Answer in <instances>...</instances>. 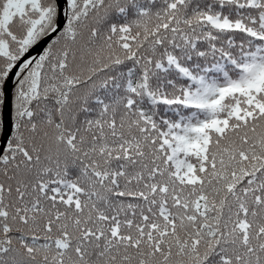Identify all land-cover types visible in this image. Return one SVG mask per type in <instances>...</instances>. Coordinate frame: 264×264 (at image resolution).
<instances>
[{"label": "snow or ice", "instance_id": "snow-or-ice-1", "mask_svg": "<svg viewBox=\"0 0 264 264\" xmlns=\"http://www.w3.org/2000/svg\"><path fill=\"white\" fill-rule=\"evenodd\" d=\"M0 264H264V0H0Z\"/></svg>", "mask_w": 264, "mask_h": 264}]
</instances>
